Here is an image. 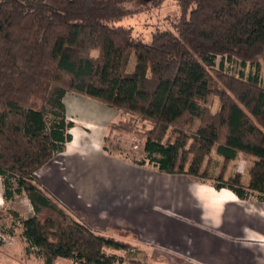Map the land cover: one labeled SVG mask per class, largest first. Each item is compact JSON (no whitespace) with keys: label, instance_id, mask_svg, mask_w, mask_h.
<instances>
[{"label":"trees","instance_id":"obj_1","mask_svg":"<svg viewBox=\"0 0 264 264\" xmlns=\"http://www.w3.org/2000/svg\"><path fill=\"white\" fill-rule=\"evenodd\" d=\"M142 1L0 0L2 197L25 196L33 213L5 217L21 226L26 255L45 264H121L116 253L130 249L73 218L37 181L71 141L67 94L127 118L111 130L141 124L138 165L264 200V0H173L171 28L148 41L117 25ZM212 154L224 167L251 162L248 181L239 173L223 180L224 167L211 178ZM0 230L14 235L12 225Z\"/></svg>","mask_w":264,"mask_h":264},{"label":"crops","instance_id":"obj_2","mask_svg":"<svg viewBox=\"0 0 264 264\" xmlns=\"http://www.w3.org/2000/svg\"><path fill=\"white\" fill-rule=\"evenodd\" d=\"M67 98L76 101L68 104ZM64 100L73 123L71 141L38 171L37 181L73 218L91 229V223L81 217L129 232L147 246L188 256L198 264H264V200L256 193L240 199L226 188L216 189L211 181L161 173L150 165L112 156L105 147L107 129L115 124L111 118L123 115L73 94ZM2 192L0 180V213L8 204ZM119 192L130 203L136 199L146 203L149 216L135 218L133 212L129 221L111 219V208L121 209L120 200L106 202L105 198ZM184 196L186 214V207L182 217L169 213L171 204L174 211L186 205Z\"/></svg>","mask_w":264,"mask_h":264},{"label":"rangeland","instance_id":"obj_3","mask_svg":"<svg viewBox=\"0 0 264 264\" xmlns=\"http://www.w3.org/2000/svg\"><path fill=\"white\" fill-rule=\"evenodd\" d=\"M145 1H142L141 4L138 5L139 8H141L140 13L133 14L124 18L123 20L118 22L117 25L131 29L134 36L138 35V37H141L143 41H148L150 38V34H152L153 32L158 30L163 31L171 28V26L168 25L167 20H170V18L174 16L172 14L176 13L177 9H175L176 4L173 0H164L163 3L158 7L152 6L151 4H149V2L145 3ZM262 69L264 74V64ZM247 71L248 68L246 69V73ZM66 101L68 104H72V102L76 100L67 98ZM218 109L219 104L215 102V105H213V111L217 112ZM111 119H113L112 122L116 124L120 120H125L127 118L124 116L120 118L119 115V118L114 117ZM136 125L139 127L135 129L139 130L137 132H124L111 129L108 131L107 129V142L105 141V147L112 156L126 158L131 160V162L137 164H139L138 162H143V160H145V154L143 153L142 147L144 142V138L142 137L143 130L141 124L136 123ZM241 158L237 159L236 163L233 164L232 167H230L232 169H230L228 168V165L227 167L223 166L222 159H219L212 154L210 157V165L208 169L209 173L211 172V178L218 176L224 167L223 180L227 179V174L232 177L236 174L235 171H237L241 176L242 181L247 182V170L251 165V162H248L244 158ZM145 163L147 162L145 161ZM204 166L205 165H203V168ZM39 175L40 174L38 172L36 175L37 179L39 178ZM206 180L215 183L212 179ZM122 193L124 192H119L114 196L108 195L107 198H105L106 202L113 201L114 199L118 201L120 200L121 209L119 210L112 207L109 214L111 219H115L117 217V219H126L127 221H129L133 219V212H136L135 218L139 217V215L142 219L149 216L146 203L144 204L142 201L137 199L136 203H130L128 202L125 195L122 196ZM102 194L103 192L99 190V195ZM184 204L186 205H183L182 208L175 211L173 205L171 204L168 206L167 211L169 213L175 212V214L182 217V210H184L186 207V214L188 206L186 196H184ZM12 209L22 218H27L31 214H33L29 201L23 198H16L13 202H9L7 206L4 207L3 212L0 213V224L3 225L7 230H9L12 225L14 231L13 237H9L3 234L0 230V264H45L43 259L37 257L36 254L26 255L24 251V243L19 237L21 226H19L18 224H12L11 218L7 219L5 217L7 210ZM77 217H79V213L77 214ZM81 218L84 221L91 223V227L97 233L112 237L115 240L124 242L130 246V249L126 254L123 251H119L116 253V255L122 260L121 264H198L191 262V259L188 256H183L181 254H176L170 251L165 252L158 248L147 246L139 240L135 239L134 235L129 232L119 231L112 228H105L102 224H96L95 222H92L90 221V219H87L85 217ZM104 218H107V216H105ZM54 264H73V262L68 260H57Z\"/></svg>","mask_w":264,"mask_h":264}]
</instances>
